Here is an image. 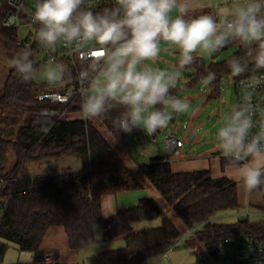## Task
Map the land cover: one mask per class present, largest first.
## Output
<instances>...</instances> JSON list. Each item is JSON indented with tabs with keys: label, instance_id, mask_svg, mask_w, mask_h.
Instances as JSON below:
<instances>
[{
	"label": "trees",
	"instance_id": "obj_1",
	"mask_svg": "<svg viewBox=\"0 0 264 264\" xmlns=\"http://www.w3.org/2000/svg\"><path fill=\"white\" fill-rule=\"evenodd\" d=\"M111 6H103L96 11ZM200 14H210V11L195 10L194 15ZM235 44L239 45V42H232L223 50ZM0 45L13 56L26 47L19 45L18 31L14 30L0 31ZM29 48L35 61L41 47L36 43ZM234 55L243 57L244 49L239 45ZM228 59L207 67L201 58H196L192 65L183 69L193 72L186 89H193L200 79L212 71L216 73V79L209 85V100L219 98L221 80L232 77L227 67ZM84 66V63H78L76 69L68 66L73 79L66 83L67 87L77 84L75 77ZM36 67L38 70L39 65L36 64ZM257 75H264V70H259ZM232 78L237 88L245 77ZM42 90L34 80L21 82L12 68L0 96V180H10L3 193L7 206L0 226V262L9 244H13L19 252L33 254L29 264H47L49 256L41 250V245L47 233L55 227L65 229L73 251L93 246L96 242L95 230L99 225L103 226V243L122 239L125 242L124 249L98 256L103 264H145L176 248L183 234L152 199L141 200L136 207L121 210L112 218L104 220L102 199L105 196L139 191L143 186L134 170L126 166L93 120L58 119L42 115L43 110L58 113L66 111L63 106L39 102L37 97ZM183 91L177 86L171 94L180 97ZM69 111H80V99ZM24 113L29 114L27 124L18 127L19 117ZM118 114L119 110H113L109 116L97 120L127 150V137L129 134L135 135L138 128L131 133L118 132L111 123V117ZM3 126L5 129H2ZM11 151L15 155L16 165L9 171ZM68 156L80 159L83 170L38 177L29 174L27 165L31 162ZM221 166L225 171L229 164L222 158ZM140 170L185 228L195 233L197 241L211 259L217 256L222 242L228 237L264 241V222H251L249 219L232 225L214 222L222 212L240 211L238 189L234 181L226 177L215 179L208 171L175 174L169 161L163 157L152 158ZM158 219L162 221L161 227L133 232V223ZM54 259L58 264L56 257Z\"/></svg>",
	"mask_w": 264,
	"mask_h": 264
},
{
	"label": "clouds",
	"instance_id": "obj_2",
	"mask_svg": "<svg viewBox=\"0 0 264 264\" xmlns=\"http://www.w3.org/2000/svg\"><path fill=\"white\" fill-rule=\"evenodd\" d=\"M84 4L85 0H37L32 11L35 39L49 54L41 75L49 87L63 88L73 76L68 66L55 60L58 46L87 53L75 77L81 119L119 110L111 117L118 132L142 128L151 136L175 115L187 112L189 101L171 94L181 79L180 70L198 55L214 56L239 42L245 55L232 56L227 67L232 77H245L240 80L241 95L221 116L215 142L240 192L248 197L264 193V106L253 101L255 89L264 83L257 75L264 70V0H237L223 18L194 15L195 0H114L101 11ZM168 49L178 52V70L154 66ZM9 63L21 82L36 79L31 48L21 49ZM215 79L216 73L209 71L203 83L207 86Z\"/></svg>",
	"mask_w": 264,
	"mask_h": 264
},
{
	"label": "rangeland",
	"instance_id": "obj_3",
	"mask_svg": "<svg viewBox=\"0 0 264 264\" xmlns=\"http://www.w3.org/2000/svg\"><path fill=\"white\" fill-rule=\"evenodd\" d=\"M36 2L37 0H29L27 3V7L34 9ZM195 3L197 4L196 10L208 9L211 15L223 18L233 11L234 5L237 3V0H195ZM29 32L30 29L25 27L21 28L18 31V38L21 42H26V40L29 39ZM238 48L239 45L235 44L229 49L222 50L220 56L217 59H212L211 56H208L206 54L198 55L197 58H201L205 62L206 66L209 67L213 63H221L227 60L238 51ZM176 53L178 52L174 53L171 49L162 51L160 54V58L156 61V64L154 66H158L164 69H171L174 71L178 70L176 67L171 66V63L178 61V54L175 55ZM12 57L14 56L9 54L0 45V96L3 93L5 79L9 71L12 69L9 63ZM35 63L39 65V69L37 70V77L36 79H34V81L38 85V88H40V90L43 89V92L48 93H56L65 90L67 86L66 84L63 88H51L48 86L47 81L42 78L41 73L46 66V64L44 63L43 52H40L36 55ZM180 71L181 79L177 83V86L183 87L186 82L190 80V77L193 76V73L184 70ZM220 88V97L217 99L209 100V85H204L203 79H200L193 89L185 90L181 93L180 98H186L189 101V110L187 112L180 113L177 121L174 124H172L170 121L168 127L173 126V137H175L176 140H181L186 146L187 144H189V147H187L188 151L195 148L199 154L207 152H219V150L216 148L215 133L220 125V118L224 113L230 111L232 106L238 102V90L232 77H224L221 80ZM54 116L58 119H79L81 118V111H68L64 115L62 114L61 116ZM28 119V113L20 115L18 127L26 125ZM93 121L96 123V126L98 127L102 135L107 140H109V142L113 146V149L120 155V157L123 159L126 158V151L124 149H120L118 144L109 136L108 131L101 125V123L97 119H94ZM167 136L168 130L166 129L157 131L152 136H149L145 135V131L142 128H139L138 137L141 140L143 139V141L140 142L141 140H138V142L133 143V152H136L137 155H141L143 149L148 148L150 150L159 149L160 152H163L164 154L168 152L165 143V138ZM130 139L132 141L133 137H131ZM4 140H6V136L4 137ZM127 140H129V137L127 138ZM189 141L190 143H188ZM10 153H12V151ZM14 165L15 160L11 161L10 163L8 162V170L12 171L14 169ZM80 166H83V163L80 159L68 156L43 162H31L27 165V168L31 177H38L44 175L69 174L75 172L76 170H79ZM133 172L139 182L143 185V188L135 193L136 197L154 200L158 204V206L162 210H164L166 216L183 234V237L179 241L176 248L168 253L169 259L165 258V256L156 257L150 259L145 264H200L208 262L209 257L207 255V252L205 251L204 247L197 241L195 233L189 232L185 228L173 209L168 206L157 189L148 181L147 177L141 171L134 170ZM241 213L242 211L222 212L217 216L214 222L217 224L232 225L243 219H249L251 222L264 221V217L262 216L247 217L241 215ZM161 226V219L154 221L135 222L132 225L133 232L135 233L145 229L159 228ZM102 236L103 226L99 225L95 230L96 242L92 246V248H90L91 251H101L103 250V248L116 247L124 242L122 239H120L111 244L103 243ZM101 252L103 253V251ZM29 255L30 253H21L18 251L15 245L9 244V248L5 254V257L3 261L0 262V264H25L26 262L24 261V258L28 257Z\"/></svg>",
	"mask_w": 264,
	"mask_h": 264
},
{
	"label": "crops",
	"instance_id": "obj_4",
	"mask_svg": "<svg viewBox=\"0 0 264 264\" xmlns=\"http://www.w3.org/2000/svg\"><path fill=\"white\" fill-rule=\"evenodd\" d=\"M177 54L178 53H176L175 55ZM175 65H177L176 61L174 63H171V66H175ZM187 72H191V71H187ZM190 80H188V82H186V84L183 87H181V89H183L184 91L187 90L186 85L190 82ZM178 117H179V114L176 118L174 117L175 120L173 119L171 120V123L174 124L177 121ZM172 127L173 126L168 127L167 125L166 127L163 128V130L164 129L168 130V136L169 135L173 136ZM138 135H139V128L135 135H131V134L128 135L129 140H127V144L129 146V149L126 150L122 146H120L115 141L113 136L109 133V136L118 144L120 149H124L126 151L127 157L124 159L122 158V159L124 163L126 164V166L132 170L141 171L140 167L144 164H147L152 158L163 157L167 161H169V163L171 164V168L175 174L208 171L211 173L212 177L215 179L226 177L234 181L237 184V182L232 178V173L229 170L230 166H228L225 169V171L222 170V166H221L222 157H221L220 152H215V153L207 152V153L199 154L195 148L190 149V151H188L187 147H189V144H187L186 146L181 140H176V138L174 137V139L176 141H179L182 145L181 147H177L174 151L170 153L166 152L163 154V152H160L159 149L150 150L148 148H145L143 149L141 155H137L136 152H133L132 145L134 142H138V140H141L138 137ZM145 135H148V134H146L145 132ZM131 137H133L132 141L130 139ZM142 141L143 139L140 142ZM188 143H190V141ZM12 153H9L8 162L10 163L11 161L15 160V165H16V158H15V155ZM82 167L83 166H80L79 170H76L75 172H72V173L82 171L83 170ZM237 189H238V201H239L240 211H242L241 215L247 216V217H251V216L264 217V193L253 194L251 197H248V196L243 195L240 192L238 185H237ZM136 192L138 191L119 192L114 195L105 196L102 199V214H103L104 220H108L112 218L121 210L136 207L141 200L146 199V198L144 199L137 198L135 195ZM105 212H106V215H105ZM247 212L249 213V215H246ZM102 239H103V236H102ZM111 243H115V242H111ZM90 248H92V246L86 249L79 250V251L71 250L69 243H68L65 229L62 227L52 228L45 236L42 242V245H41V250L44 251L49 257H56V259L58 260V264H103L98 259V256L102 254L101 251L105 253V252L122 250L125 248V242H123L122 244H119L116 247L103 248V250L101 251H95V250L91 251ZM167 259H169V257H167ZM32 260H33V255H31V253L28 257L24 258V261L26 262L25 264H29L30 262H32ZM209 260H210V257H209ZM17 264H20V263H17ZM150 264H154V263H150Z\"/></svg>",
	"mask_w": 264,
	"mask_h": 264
},
{
	"label": "built area",
	"instance_id": "obj_5",
	"mask_svg": "<svg viewBox=\"0 0 264 264\" xmlns=\"http://www.w3.org/2000/svg\"><path fill=\"white\" fill-rule=\"evenodd\" d=\"M28 1L29 0H0V31H19L23 27L30 29L29 39H27L26 42H21L20 39H18L19 45L31 47L37 43L35 39L37 27L32 24L33 8L27 7ZM109 5H114V0H85L83 7L96 11L103 6ZM40 52L44 53V63L47 64L49 54L42 48H40L39 53ZM53 55L57 62L64 63L66 66L76 69L78 63H84L88 54L85 52L76 54L64 48L63 45H60ZM260 77L264 80V75ZM79 88L80 85L79 82H77L75 86L66 87L64 91L40 93L37 97L39 102L66 108V111L63 113L43 110L41 114L45 116L64 115L80 99ZM237 90L239 100L241 95L240 83ZM253 101L254 103L264 106V83L255 89ZM165 143L169 153L182 145L179 141H176L172 135L165 138ZM9 182V179L0 180V226L4 219L7 206L3 193ZM246 215H249V213L247 212ZM165 257L167 258L168 254L165 255ZM47 264H56L54 257H48ZM200 264H264V241L237 236L228 237L222 242L215 258H210L208 262Z\"/></svg>",
	"mask_w": 264,
	"mask_h": 264
},
{
	"label": "water",
	"instance_id": "obj_6",
	"mask_svg": "<svg viewBox=\"0 0 264 264\" xmlns=\"http://www.w3.org/2000/svg\"><path fill=\"white\" fill-rule=\"evenodd\" d=\"M220 54H221V51L219 53H217L216 55L211 56V57H212V59H217L220 56ZM2 129H4V126L2 127Z\"/></svg>",
	"mask_w": 264,
	"mask_h": 264
}]
</instances>
